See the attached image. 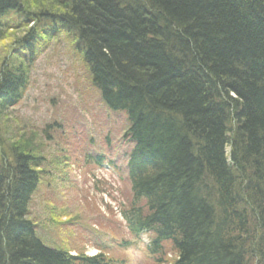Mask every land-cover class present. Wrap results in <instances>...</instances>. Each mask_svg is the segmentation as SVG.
<instances>
[{
	"label": "trees",
	"instance_id": "trees-1",
	"mask_svg": "<svg viewBox=\"0 0 264 264\" xmlns=\"http://www.w3.org/2000/svg\"><path fill=\"white\" fill-rule=\"evenodd\" d=\"M132 1L130 9L129 0H0V15L24 14L33 27L10 37L36 40L38 52L56 35L72 49L81 40L84 85H98L106 108L126 112L124 214L134 235L150 228L154 264H167L168 254L170 264H264V0ZM2 30L0 41L11 39ZM10 57L0 68V121L30 73ZM238 106L244 114L229 139L222 116ZM23 134L0 135V264H116L105 251L72 256L36 238L28 193L46 158L36 136Z\"/></svg>",
	"mask_w": 264,
	"mask_h": 264
},
{
	"label": "rangeland",
	"instance_id": "rangeland-1",
	"mask_svg": "<svg viewBox=\"0 0 264 264\" xmlns=\"http://www.w3.org/2000/svg\"><path fill=\"white\" fill-rule=\"evenodd\" d=\"M126 6L132 9L135 5L129 0ZM13 33L10 31L5 35L10 37ZM10 38L0 41V57L4 51H13L16 36ZM76 49H72L68 41L59 39L47 44L46 51L30 72L31 85L27 89V100L22 99L15 107L13 114L19 115L18 123L12 122L7 129L0 128V135L7 141H12L13 137L20 138L22 132L31 131V135H35L45 148L48 162L55 159V153L58 156V152L66 151L60 145L62 140L68 141L71 146L67 154L63 153L57 161H53L48 177L43 178L46 183L30 204L29 218L40 230L45 227L50 233L53 231L54 239L49 233L50 239L45 237L42 240L46 245H55V236L64 233L63 244L59 245L72 254L83 251L94 255L99 252L96 247H103L108 251L113 249L106 258L116 264H154V260L149 262L139 254L132 253V248L114 249L118 244L130 240L127 232H124L126 225L121 220L122 209L126 210L130 198L123 178L125 160L120 147L123 141V129L120 127L123 116L115 117L117 127L110 132L112 128L106 106L101 111H92L89 101L84 102L81 90L75 89L74 81L84 85L87 67L83 61L82 64L77 62L74 57ZM93 100L96 99L91 98V102ZM4 121L6 119L3 118ZM54 123L61 124L70 135L61 134V130L55 127V138L47 141L46 129ZM230 125L233 127V123ZM227 138L231 139L229 136ZM232 152L231 144L224 148V155ZM64 155L68 157V162L64 161ZM91 155L103 156L114 164V169L92 171ZM47 197L51 198V204H44V198ZM94 219L101 222L100 228L92 224ZM71 225H77L80 230ZM60 228L63 231L59 232ZM68 228L76 232L69 234L66 231ZM38 233L42 237L39 230ZM71 241H77L78 245ZM174 258L171 254L164 259L170 264Z\"/></svg>",
	"mask_w": 264,
	"mask_h": 264
},
{
	"label": "bare ground",
	"instance_id": "bare-ground-1",
	"mask_svg": "<svg viewBox=\"0 0 264 264\" xmlns=\"http://www.w3.org/2000/svg\"><path fill=\"white\" fill-rule=\"evenodd\" d=\"M16 8V5L14 6ZM13 8V7H12ZM9 8L8 10H5L3 11V14L0 15V27H9L10 29L12 30H18L20 29L21 27H23L25 24H26V19H25V16L24 14H20V13H17L16 11H12L9 13ZM3 16V17H2ZM46 24V23H45ZM45 30L47 33L51 34V35H54V33H52V28L49 27L48 25H45L44 26ZM57 39L59 40H63V41H67L68 38H66L63 34L61 35H56L55 36ZM70 41V40H69ZM80 44V45H79ZM82 43H81V40H78V39H74L73 40V43H72V47L73 48H77L78 50L81 49L82 50ZM74 57L76 58L77 62L79 61L81 63V57L80 55H77L76 53H74ZM40 58V55L39 54H34V55H31L29 57H27L26 59H24V63L26 65H30V66H34V64L36 63L37 59ZM82 64V63H81ZM61 81V80H60ZM74 84H75V89L76 90H81V94L83 95V98H84V102L85 101H89V105H90V108L92 111H101L103 109V106L105 105L103 100L101 99V96L99 94V91L97 90L98 89V85H91V84H87V85H83L79 82H76L74 81ZM91 87V91H90V88ZM94 87V88H93ZM96 89V90H95ZM87 91V92H85ZM232 95H234L232 93ZM222 96H224V94H222ZM91 98H95L96 100H93L91 102ZM217 109L218 112L221 111V106H217ZM229 107H227L228 109ZM235 108V106H234ZM236 109V108H235ZM224 112L225 110L222 109ZM12 110L10 108H7V111H4L5 115L4 116V119H6V122H2L0 121V128H9V126L12 124V122H15V123H18L17 122V118L19 117V115H15L11 112ZM107 113H108V116H109V123H110V126H111V130L110 132H112L116 126V123L118 122L116 118H121L123 116V119L121 121V124H120V127L124 130L126 127H127V117L125 116L126 112L125 111H121V110H115V109H108L107 108ZM103 112V111H102ZM228 117H227V114L225 112V114L222 116V129H225V135H227V137H231L233 132L232 130H234V127H232L230 124L233 123L234 121H236V118L237 117H241L243 114H244V111H243V106L240 107L238 106L237 110L235 112L233 111H229L228 112ZM107 115V114H106ZM116 117V118H115ZM48 129L50 128V126L47 127ZM228 129V130H227ZM31 132V131H30ZM30 132H24V136L26 138H31L32 137V133ZM61 134H64V135H70L68 132H66L63 128L61 129ZM59 134H57L58 136ZM47 141H50V140H47ZM60 145H62L63 147L66 148V151L65 152H61V153H57L58 156L56 155V153L54 154L55 155V159L53 160L54 162L57 161L62 155L63 153L64 154H67V152L69 151V148H71V146L68 144V141H64L62 140V142L60 143ZM69 145V146H68ZM126 146V145H125ZM38 148V152H39V155L43 156V157H46L47 158V154H46V150L45 148L42 146V145H38L37 146ZM243 153V152H242ZM146 153L145 151H141L140 153L136 154V157L137 159L142 163V161L144 162L145 158H146ZM226 158H225V162L226 164H228V162L230 163V157H231V154H225ZM63 159L65 162H68V157H66L65 155L63 156ZM50 161H52L50 159ZM53 164H49V165H46V162H44V164H42L41 166V170H40V177L42 178V180L38 183L39 186L37 189H34V190H30V192L28 193L29 197V201L31 200H34L36 198V196L38 197V191L43 187V185L46 183V181L43 179V178H46L48 177L49 175V171L51 169V166ZM232 165V163L230 164ZM239 172V171H238ZM237 172V173H238ZM64 173V171L62 172ZM236 172L233 171V176H236L237 178L239 179H245V178H248L251 176L250 173L249 174H246V177L240 173L237 174ZM66 178V177H65ZM246 180V179H245ZM46 187H49V185H46ZM40 192V191H39ZM51 198L50 197H47V198H44V204H51ZM30 202V204H31ZM30 207L29 206V210H30ZM28 218H29V212L27 214ZM30 219V218H29ZM28 220V222L30 223V221ZM32 222V221H31ZM33 223V222H32ZM34 224V223H33ZM92 224H96L97 225V228H100L102 226L101 222L100 221H95V219L92 221ZM35 226L38 228L36 229ZM73 228L77 229V230H80L79 227L77 225H71ZM34 228V231H35V236L38 240H40V242H43L42 240H45V237L50 239L49 237V231L45 228V227H42L41 230L39 229L38 225L34 224L33 226ZM73 228H68L66 229V231L69 233V234H72L74 232H76ZM38 230L41 232V236H39V233H38ZM147 232H149L150 228H146L145 229ZM59 232L63 231L62 228H60L58 230ZM44 232V233H43ZM59 232H54V233H59ZM52 236H51V239H54V235H53V231L51 230V233H50ZM46 235V236H45ZM65 234L64 233H61L60 235H57V237L55 236V240L54 242H57L55 245L58 249H66L65 247H63L61 244H63V241H64V237ZM53 241V240H51ZM67 243H70V241H66ZM75 244L78 245L77 241H71ZM59 243H61L59 245ZM43 245H45V242L42 243ZM60 247V248H59Z\"/></svg>",
	"mask_w": 264,
	"mask_h": 264
}]
</instances>
